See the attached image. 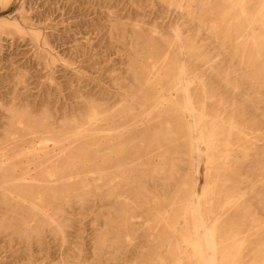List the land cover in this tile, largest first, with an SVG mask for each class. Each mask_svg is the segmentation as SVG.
Returning a JSON list of instances; mask_svg holds the SVG:
<instances>
[{
	"label": "rangeland",
	"instance_id": "374dc122",
	"mask_svg": "<svg viewBox=\"0 0 264 264\" xmlns=\"http://www.w3.org/2000/svg\"><path fill=\"white\" fill-rule=\"evenodd\" d=\"M22 1L0 5V30L12 27L4 19L22 27L0 42V162L11 175L2 177L0 167V264H175L183 251L189 258L177 264H198L185 242L194 218L186 217L190 230L180 222L187 192L199 197L206 185L207 166L205 157L190 155L189 113L169 115L182 101L174 74L164 77L180 57L177 35L200 56L195 73L206 81L211 114L232 115L245 131L233 134V166L221 170L216 187L215 204L226 213L218 236L228 247L243 242L229 251L238 252L239 264H262L264 67L251 42L242 53L240 14L221 25L230 28L227 41L212 31L229 9L225 0H26V22L18 18ZM259 1L248 0L247 8L255 11ZM161 96L164 104L155 107L151 99ZM93 110L111 124L99 122L101 133L54 149L44 126L84 129ZM83 142L93 164L75 160L72 170L84 182L74 174L66 185L42 184L47 169ZM123 160L126 169L117 167ZM46 187L55 188L42 205L54 223L31 207Z\"/></svg>",
	"mask_w": 264,
	"mask_h": 264
},
{
	"label": "bare ground",
	"instance_id": "6f19581e",
	"mask_svg": "<svg viewBox=\"0 0 264 264\" xmlns=\"http://www.w3.org/2000/svg\"><path fill=\"white\" fill-rule=\"evenodd\" d=\"M176 1V0H174ZM13 0H0V5L2 7L9 6ZM228 10L225 11L220 17L215 20V24L212 27L213 36L221 37L230 40V28L225 27L222 28L221 25L228 22V19H233L234 14H240L241 16V25L242 27H237V31H243L246 35V39L244 40L242 53L245 54V50L247 48L248 43L251 42L253 48V56L263 65L264 67V34L260 35L259 32L264 31V0H260L257 5H255V11H250L248 7V0H225ZM27 3L26 0H23L19 9L18 18L20 20H24L25 22L29 20V17L26 16L25 12L22 11V5ZM2 22L7 26L12 27H3L0 30V42L4 41L7 36H14L15 33L22 34V27L16 20L13 22H9V20L4 19ZM15 31V32H13ZM259 31V32H257ZM39 36H35L38 39ZM177 42L179 44L180 57L172 64V69H168L164 72V77H169V72L171 71L174 74V83H176L173 87L174 90L180 91L182 94V101L177 103V107H175L172 111H170L169 115L175 118H181L180 116L176 117L177 114H186L189 113L190 120L187 121L186 128V139L190 146L189 152L192 159L197 160V158L205 157L206 166H207V181L206 185L203 188L200 196L198 197L195 194V190H189L185 197V206L182 208V222L180 224H184L187 228H189V223L187 222V215L191 213L194 218V224L192 226L191 235L186 239L187 247L193 249L197 255L198 264H239L240 261L236 259V253H230L231 248H237V250L241 247L243 242L234 241L235 245L228 247V242L221 240L218 236L220 226H221V217L226 213L224 210H218L215 204L216 199V187L221 181V170H227L229 167L233 166L232 158L234 153L231 149L232 146V136L234 133H240L241 135H245V131L240 129L238 124L235 122V117L230 116L228 119L222 117L221 115H212L209 111L210 105L207 100L209 98L207 89H206V81L202 79V74L198 75L195 73L196 69L194 67V62L200 59V56L197 51L193 48H189L188 51L185 50V47L182 45L183 42L176 36ZM253 60V59H252ZM251 61H249L250 63ZM255 62V59L254 61ZM252 66V64H251ZM9 68L11 69L10 65ZM199 81L202 84V98L198 99L195 95V90L198 87L197 82ZM148 83V81L146 82ZM164 96L155 97L151 99V102L154 103L155 107L162 106ZM130 111L126 112L124 115L129 116ZM19 125H22V116L19 118L14 117ZM138 118V116H136ZM145 120V119H143ZM142 120V122H144ZM105 119L102 117L101 112L93 110L92 114L87 117V127L84 129L76 128L74 131L63 130L61 133L51 132L50 125L46 124L44 127L45 133L51 134L50 137L41 138L42 149L46 154L45 157L51 159L53 157V153L48 150L46 145V139L52 141L54 143V149H61L65 146L66 141L70 144L77 142L79 140H83L86 137H90L94 134H99L102 130H97V126L100 123L102 124H111V120L104 122ZM100 122V123H99ZM93 131L94 133H90ZM11 136L14 134H10ZM10 137V136H9ZM11 140H13L11 138ZM84 143V142H83ZM203 144L205 146V150L200 148V145ZM86 143L80 145L79 152L75 154H70L67 158L68 161L52 164L46 171L45 180H42L41 183L48 186L51 182L60 185H66L70 182L72 175L76 174L77 179L84 182L81 179V175L77 174L72 168L76 167L75 160H83L85 158H91L86 155ZM90 146V145H89ZM33 148V147H32ZM33 150V149H32ZM7 151V150H5ZM35 151V150H33ZM3 157H7L3 155ZM125 157H121L124 159ZM198 160L197 162H199ZM85 163V162H84ZM80 163V164H84ZM89 165H92V160H88ZM194 164V163H193ZM5 164L0 162V167L2 169V177L7 180H11V175H9V169L5 168ZM127 166H130L127 162H124L122 165L119 164L117 167L120 169H126ZM215 170L216 174L214 176L210 175V172ZM219 171V172H218ZM97 174L100 171L96 172ZM127 181L128 178H125ZM189 181H195L197 183L198 178L189 179ZM129 183V180L127 181ZM186 185H189V182L186 181ZM55 188L46 187L44 191L37 194L36 200L38 203H32L31 207L33 210L48 218L50 222H55L51 216L43 210V206L45 205V200L48 197V193ZM237 193L231 195L229 201L225 202L220 208L227 207L233 204L234 199H236ZM17 197V196H16ZM20 205H26V198H19ZM43 205V206H42ZM221 211V212H220ZM162 216V215H160ZM59 227L58 224H56ZM177 231V230H174ZM229 241V240H228ZM170 246V243H166V248ZM179 258L176 259L175 264L180 262L184 255H187L186 251L179 253ZM187 258L188 255H187ZM264 264V260L262 261Z\"/></svg>",
	"mask_w": 264,
	"mask_h": 264
}]
</instances>
